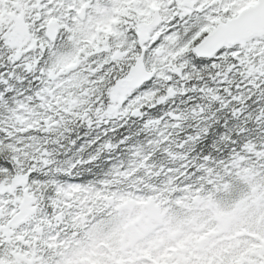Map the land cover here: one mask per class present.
Masks as SVG:
<instances>
[{"label": "snow or ice", "instance_id": "obj_1", "mask_svg": "<svg viewBox=\"0 0 264 264\" xmlns=\"http://www.w3.org/2000/svg\"><path fill=\"white\" fill-rule=\"evenodd\" d=\"M0 264H264V0H0Z\"/></svg>", "mask_w": 264, "mask_h": 264}]
</instances>
